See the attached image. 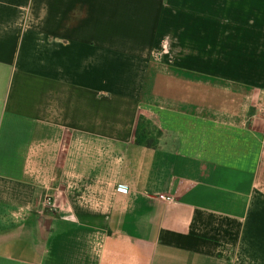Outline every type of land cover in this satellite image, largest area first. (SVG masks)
<instances>
[{"label": "crops", "instance_id": "1", "mask_svg": "<svg viewBox=\"0 0 264 264\" xmlns=\"http://www.w3.org/2000/svg\"><path fill=\"white\" fill-rule=\"evenodd\" d=\"M263 109L264 0H0V264H264Z\"/></svg>", "mask_w": 264, "mask_h": 264}, {"label": "built area", "instance_id": "2", "mask_svg": "<svg viewBox=\"0 0 264 264\" xmlns=\"http://www.w3.org/2000/svg\"><path fill=\"white\" fill-rule=\"evenodd\" d=\"M263 113H264V109H263ZM158 197L163 200V201H167V202H172L174 201V197L171 195H167V194H159ZM44 202L46 205H50L52 203L50 196H46V198L44 199Z\"/></svg>", "mask_w": 264, "mask_h": 264}]
</instances>
